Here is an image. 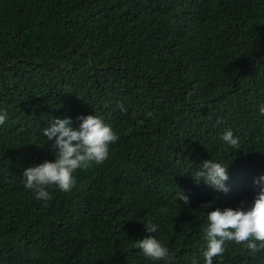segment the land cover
Here are the masks:
<instances>
[{"label":"trees","instance_id":"16d2710c","mask_svg":"<svg viewBox=\"0 0 264 264\" xmlns=\"http://www.w3.org/2000/svg\"><path fill=\"white\" fill-rule=\"evenodd\" d=\"M261 104L264 0H0V264H204L206 213L264 186ZM81 114L112 125L109 158L36 199L22 172L54 158L42 128ZM205 159L228 164L227 193L194 178ZM149 221L171 261L136 247ZM224 247L213 264H264Z\"/></svg>","mask_w":264,"mask_h":264},{"label":"clouds","instance_id":"9594fccd","mask_svg":"<svg viewBox=\"0 0 264 264\" xmlns=\"http://www.w3.org/2000/svg\"><path fill=\"white\" fill-rule=\"evenodd\" d=\"M258 112L264 116V104L258 106ZM6 119V113L0 112V124ZM79 125L73 127L71 117L55 118L48 127L42 128V134L52 141L53 159L32 164L23 169V186L32 190L38 200L47 201L50 193L47 186L54 185L61 191L68 192L75 185V170L88 167L90 164H101L109 158L110 145L118 140L112 125L96 114L77 117ZM220 139L227 145L236 146L238 138L231 128H226ZM228 164L205 159L196 171L207 185L223 193L229 191L226 181L229 179ZM264 182V174L254 183ZM178 199L188 203L183 193ZM205 205L210 207V202ZM204 205V206H205ZM207 224L204 228L206 249L203 252L204 264H213L214 257L221 256L225 251V242L246 243L252 252L264 248V186L256 193L250 206L215 207L206 213ZM149 233L137 239L136 247L145 258L153 261H171L174 257L169 248L157 239L160 226L152 221L144 224ZM259 242V243H257Z\"/></svg>","mask_w":264,"mask_h":264}]
</instances>
